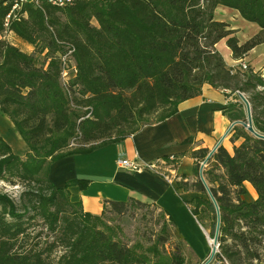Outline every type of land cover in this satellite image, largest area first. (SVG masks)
<instances>
[{
    "label": "trees",
    "instance_id": "trees-1",
    "mask_svg": "<svg viewBox=\"0 0 264 264\" xmlns=\"http://www.w3.org/2000/svg\"><path fill=\"white\" fill-rule=\"evenodd\" d=\"M105 1L75 0L66 8L48 4L44 10L23 4L21 12L27 16L13 19L8 29L4 23L12 2H0V33L13 31L40 53L46 51L49 60L44 68L35 53L0 41V110L30 149L23 159L0 135V181L24 187L17 199L0 189V264H151L150 251L154 264H186L180 248L166 252L173 236L186 243L166 210L151 203L168 222L159 219V233L147 236L148 251L140 242L131 246L116 237L104 215H123L132 205L147 202L134 197L106 200L103 211L92 214L71 200L69 191L73 185L86 188L88 180L75 178L59 187L49 179L51 164L173 116L181 102L201 93L204 84L230 94L245 93L255 130L264 134V74L228 65L217 49L225 39L233 59L240 60L264 43V0ZM220 5L236 9L259 31L240 41L236 30L215 16ZM65 46L74 49L78 68L70 81L71 99L60 87L61 61L56 56L67 51ZM76 84L77 93L72 87ZM236 102H230L224 114L232 122L246 121ZM84 108L88 109L83 112ZM88 112L89 117L80 119ZM73 139L76 145H71ZM230 141L233 151L220 145L203 168L221 216L215 257L222 264H262L264 139L236 125ZM209 152L192 151L196 179L184 176L177 183L201 194L186 203L203 227L208 221L214 237L217 213L199 176ZM170 157L175 156L166 159ZM245 182L255 188V199L243 197ZM38 221L48 230L43 245L33 241L39 235L34 233ZM57 249L59 256L52 258Z\"/></svg>",
    "mask_w": 264,
    "mask_h": 264
},
{
    "label": "crops",
    "instance_id": "crops-1",
    "mask_svg": "<svg viewBox=\"0 0 264 264\" xmlns=\"http://www.w3.org/2000/svg\"><path fill=\"white\" fill-rule=\"evenodd\" d=\"M231 28L235 29L233 25ZM10 33L12 31H5L3 36L0 34V39H7L6 34ZM220 45L229 49L225 39L217 44L218 49ZM259 47L263 48V53L264 43L251 50L245 58H249ZM228 54L231 55L230 65H235L231 49ZM249 60V65L255 69L260 68L254 65L253 59ZM236 95L230 94L229 90L204 84L201 93L181 102L173 116L147 125L120 141L90 153L72 155L53 162L49 179L59 187L71 179H87L86 188L73 185L69 191L71 199L81 202L83 209L92 214H100L106 200L134 197L155 202L176 221L186 238L187 246L194 254L195 264H203L209 258L210 239L186 203L193 197V192L179 188L177 182L184 176L187 180L194 177L192 170L195 159L191 152L201 148L212 150L227 132L232 121L224 114V109L230 102L238 101ZM232 129L221 143L230 152L234 146L230 141ZM169 155L175 157L166 159ZM136 156L143 163L154 164L155 168L133 172L119 167L120 158L133 159ZM185 161L190 162V171L183 169ZM248 185L249 182L244 183L245 187Z\"/></svg>",
    "mask_w": 264,
    "mask_h": 264
},
{
    "label": "rangeland",
    "instance_id": "rangeland-1",
    "mask_svg": "<svg viewBox=\"0 0 264 264\" xmlns=\"http://www.w3.org/2000/svg\"><path fill=\"white\" fill-rule=\"evenodd\" d=\"M3 1V0H2ZM4 2V1H3ZM106 2V1H102ZM8 5V4H7ZM219 7V6H218ZM216 17L219 20L230 22L231 25H233V28L236 29L235 35L240 39V41H245L251 36L254 35V33L259 31V26L251 21H248L242 17V15L237 11L236 9H233L228 6L220 5L218 9H216ZM93 25H98V22L93 19L92 20ZM2 36L5 34L0 33ZM7 35V39H4L3 37L1 40H6L10 44L18 47L20 50L27 54L35 53L37 61H39V64L43 66L44 68L48 67L49 60L46 59V51L43 53H40L36 47L22 38H20L16 33L12 31L10 35ZM247 38V39H246ZM225 44V43H224ZM68 47L65 46L66 52L57 53V58L61 61V74H60V87H62L64 93L71 99L72 97V89H71V83L70 81L75 78V76L78 74V68H77V62L74 57V53L70 52ZM218 49V48H217ZM220 49V50H219ZM219 52L224 57L225 61L228 65L231 63V55L228 54L230 48L224 47V45H220ZM263 48L259 47L250 55L249 58H243L240 60H243L247 63L248 68L254 69V71L264 74V52L262 53ZM55 56V57H56ZM233 58V57H232ZM254 60V65L257 67H260L259 69H255L251 65H249L250 60ZM235 65L238 64L240 60H235ZM245 70V69H244ZM76 93L79 91L80 86L78 84L72 86ZM245 97L247 98V95L244 93ZM237 102L236 104L241 107L244 112L246 113V107L244 102L239 97V93L236 95ZM234 102V101H233ZM88 108H84V111ZM82 112V111H81ZM90 116V113H86L84 116H82L80 119L87 118ZM154 121V120H153ZM0 134L5 138V140L11 145L13 151L22 157L23 159L27 158L30 152L29 146L24 141V139L21 137L19 132L17 131L16 127L12 123V121L7 117L1 110H0ZM76 140H72L71 145H76ZM206 164L205 166H207ZM201 166V165H200ZM204 166V167H205ZM183 169L190 171L192 167L190 166L189 161H185L183 164ZM192 173L194 174V168L192 170ZM196 177L194 176L190 181L195 180ZM249 187L246 188V193L243 196L246 200H253L257 197V192L255 188L250 184ZM0 189L3 192L8 193L9 195L13 196L17 199L20 192L24 189L21 185H11L6 182L0 181ZM192 191V190H190ZM193 196H201V194H198L194 191ZM72 200V199H71ZM147 202L145 206H140L138 204L132 205L130 210L123 214L118 215L114 212H108L104 215V220L107 222V224L112 227L113 232L116 234V237L120 238L122 241L126 242L129 245H135L138 242H140L144 246V250L148 251V245H150L149 241L147 240V236L151 235V233L158 232L161 229L162 222H165V220L168 222V217L162 216V212L156 208L154 205H152V202ZM100 212V211H99ZM98 213V212H97ZM165 218V219H164ZM159 219L162 220L161 223L159 222ZM206 222V226L204 227L208 233L209 239L212 240L214 237H211L210 235V229H209V223ZM34 233L39 235L33 240L35 242H40V244H44L46 242V235H47V228L44 226L42 221H38L35 226ZM170 228H172L170 226ZM208 240L209 246H210V253L214 246L213 242ZM180 248L183 254L187 257L186 264H195V258L194 254L191 251V249L187 246V243L179 240L175 236H173L170 240V242L166 245V252L170 254L172 251ZM219 250V249H218ZM60 251L57 249L55 253L53 254V257L59 256ZM149 255L151 257L152 263L156 261V257L154 255V252L150 251ZM210 256V254H209ZM220 261L216 259V257L213 258V260L209 264H219ZM222 264V263H221ZM226 264V263H224ZM264 264V263H262Z\"/></svg>",
    "mask_w": 264,
    "mask_h": 264
},
{
    "label": "water",
    "instance_id": "water-1",
    "mask_svg": "<svg viewBox=\"0 0 264 264\" xmlns=\"http://www.w3.org/2000/svg\"><path fill=\"white\" fill-rule=\"evenodd\" d=\"M239 97L241 98V100L244 102L245 107H246V115H247V119L246 121H242V120H236L233 121L231 123V126L229 127V129L227 130V132L223 135V137L218 141V143L216 144V146L210 150L208 156L206 157V159L204 160V164H207V162L209 161V159L212 157V155L216 152V150L218 149V147L221 145L222 141L227 137L228 133L230 132V130L236 126V125H242L244 126L249 132H251L252 134H254L255 136L264 139V134L258 133L255 130V127L253 125V117H252V109H251V104L249 102V100L245 97L244 93L239 92ZM204 164L201 166V169L199 171V176L200 179L202 180V182L204 183L207 192L215 206L216 209V213H217V225H216V231H215V236L212 239L213 240V248L211 250L210 256L209 258L206 260V262H204L203 264H209L213 258L215 257V255L217 254V252L219 251V233H220V225H221V216H220V210H219V206L217 204V201L215 199V197L213 196L205 178L203 175V168H204Z\"/></svg>",
    "mask_w": 264,
    "mask_h": 264
},
{
    "label": "built area",
    "instance_id": "built-area-1",
    "mask_svg": "<svg viewBox=\"0 0 264 264\" xmlns=\"http://www.w3.org/2000/svg\"><path fill=\"white\" fill-rule=\"evenodd\" d=\"M5 1V0H3ZM49 0H16V7H13L12 14H9L8 17H5V27L8 29L11 21L13 19H18L21 16L26 17L27 13L21 12V9L23 7V4H36L37 8L45 9V7L48 5ZM105 1V0H100ZM75 0H57V8H66L68 6L74 5ZM8 31V30H6ZM74 49H70V52H73ZM239 65L243 69H248V65L245 61L240 60ZM204 164V161L201 162V166ZM118 165L121 168L133 171V172H142L145 169L148 168H155L154 164H148L143 163L138 159V156H136L133 159L128 158H120L118 160ZM206 164H204L205 166ZM162 173V172H161Z\"/></svg>",
    "mask_w": 264,
    "mask_h": 264
},
{
    "label": "bare ground",
    "instance_id": "bare-ground-1",
    "mask_svg": "<svg viewBox=\"0 0 264 264\" xmlns=\"http://www.w3.org/2000/svg\"><path fill=\"white\" fill-rule=\"evenodd\" d=\"M9 1L12 2V4H11V10H10L9 14H12L13 7H16V0H9ZM48 4L57 7V0H49V1H48ZM35 5H36V4H35ZM9 14H7L6 17H8ZM210 241H211V243L213 242V240H210Z\"/></svg>",
    "mask_w": 264,
    "mask_h": 264
}]
</instances>
